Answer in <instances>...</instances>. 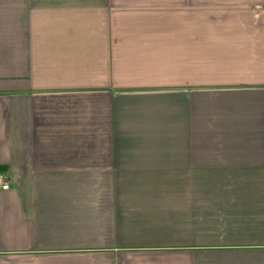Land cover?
<instances>
[{
	"label": "crops",
	"instance_id": "1",
	"mask_svg": "<svg viewBox=\"0 0 264 264\" xmlns=\"http://www.w3.org/2000/svg\"><path fill=\"white\" fill-rule=\"evenodd\" d=\"M0 264H264V0H0Z\"/></svg>",
	"mask_w": 264,
	"mask_h": 264
},
{
	"label": "built area",
	"instance_id": "2",
	"mask_svg": "<svg viewBox=\"0 0 264 264\" xmlns=\"http://www.w3.org/2000/svg\"><path fill=\"white\" fill-rule=\"evenodd\" d=\"M9 182L6 179V176L3 174H0V189L7 190L9 188Z\"/></svg>",
	"mask_w": 264,
	"mask_h": 264
}]
</instances>
